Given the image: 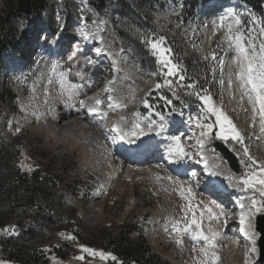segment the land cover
Returning a JSON list of instances; mask_svg holds the SVG:
<instances>
[{
    "label": "rangeland",
    "instance_id": "1",
    "mask_svg": "<svg viewBox=\"0 0 264 264\" xmlns=\"http://www.w3.org/2000/svg\"><path fill=\"white\" fill-rule=\"evenodd\" d=\"M18 1L0 0V22H4L0 26V34L15 47L5 56H2L3 53L0 55V164L5 169L0 175V237L9 239L17 235L16 220L11 210L19 204L23 205L29 192L36 190L35 202L39 206L36 220L27 224L29 217H26L23 224L38 235L33 249L35 247L37 253L47 256L48 261L44 264H115L105 249L104 236L127 226L143 231V239L152 253L159 257L161 264H198L203 259L199 256L203 243L190 235L197 231L195 226L189 232L175 230L184 229L192 219V212L186 214L188 202L179 191L180 185H184L193 190L192 206L202 231L206 235L212 232L219 234L215 251L220 260L216 264H228L230 257L235 259V263L258 264V258L250 251L248 239L233 246V242L239 240L234 234L237 224L231 225L236 219L228 212L229 208L236 209V206L228 203L229 200L218 202L198 187L204 171L199 166L205 163L198 160L201 153L213 166L215 174H219H216L218 177L226 180V176L232 185L238 184L237 177L230 173L220 156L209 146L212 136L206 140L203 149L197 144L198 139H204L200 136L197 121L213 124L212 135L216 136L219 131L215 116L204 111L205 105L200 98L212 96L213 104L217 99L221 102L228 100L227 92L222 91L214 97L209 92L212 87L202 84L203 80L212 83L217 77L214 73L216 65L225 68L233 54L234 43L230 47L226 39L228 27L232 26L231 20L224 18L223 27L217 23L209 25V17H197L201 5L196 0H145L139 6L129 0H108L98 6L89 4V0H53L54 6L51 7L55 8V14L51 19L58 17L44 31H54L50 35L35 32L36 37L32 39L30 28H41L43 21L36 17L32 21H19L14 12ZM212 1L207 0L206 3ZM47 2L49 0H45ZM122 3H126L125 6ZM123 8L131 13V17L121 15ZM238 10L236 13H240V8ZM46 23L49 25V22ZM122 33L129 35L154 59L161 78V87L157 88L153 83L154 87L147 91L144 99L140 100L139 96L134 98V105L128 112L136 108L139 110L135 118L145 132L140 135L142 141L152 138L149 124L153 125L155 132L159 131L160 125L164 126L159 135L155 133L161 151L141 165L128 164L115 152L124 142L118 144L115 136H119L110 131L116 112L115 108H109L107 93L98 99L102 102L99 113L90 111L97 106V100H88L91 94L102 92L106 82L114 77L112 71L105 67V59L97 65L90 59V48H98L102 43L111 47L113 58L126 66H121L122 72L116 79L118 96L125 95L127 98L138 81H149L150 77L143 70H134V63L137 62L121 49ZM240 33L257 36L259 31L251 24L247 32L242 30ZM38 37L46 41L45 50L38 49L35 41ZM161 37L164 38L162 47L171 50L166 53L167 57L178 66L174 76L164 74L167 70L157 63L146 43L158 41ZM89 38L94 39L95 45L84 50L86 54L82 56L83 41ZM56 41L61 43L64 52L58 59L51 55ZM256 43L259 44V40ZM206 50L212 54V59L215 55L208 66L202 65L200 60L201 53ZM233 72L232 80L237 85V69L234 68ZM122 75H134V78L123 80ZM225 78L230 79L227 75ZM166 80L172 81L171 87L165 84ZM72 85L78 87L72 88ZM238 96L246 107L248 99L244 91L239 89ZM158 111L164 115L160 116ZM249 115L244 112L236 120ZM127 120L124 130L129 139L133 125L131 114ZM236 120L233 122L235 126ZM176 127L178 129L173 133ZM174 136L180 137L188 153L181 159L189 166L188 175L183 178L169 174L165 164ZM223 142L233 152L240 154L243 151L239 160L244 174L250 171L247 167L250 161L244 155L245 148L258 165H262L255 155L256 144L252 141L243 138L242 143L231 139ZM253 168L259 170L257 165ZM17 189H20L19 193ZM236 198L237 206L243 203L246 211H249L252 198L258 201V206L264 203V197L253 189ZM209 207L212 209L211 216L207 211ZM254 213L264 214V211L256 212L253 208L250 214ZM44 219L48 221L41 224ZM136 233L135 230L134 237ZM256 237L257 244V234ZM178 239L182 241L179 244L176 242ZM83 248L103 252L107 258L92 256ZM55 252L59 254L57 257ZM173 253L178 260L172 258ZM0 261L17 264L2 257Z\"/></svg>",
    "mask_w": 264,
    "mask_h": 264
},
{
    "label": "snow or ice",
    "instance_id": "2",
    "mask_svg": "<svg viewBox=\"0 0 264 264\" xmlns=\"http://www.w3.org/2000/svg\"><path fill=\"white\" fill-rule=\"evenodd\" d=\"M237 25L240 24V20L237 19L235 21ZM223 27V24L220 25ZM226 39L229 41L230 47L235 45V48L239 51L240 56L243 58V63H241L240 71L236 74L237 79L241 82L242 87H247L249 92L247 93L249 96V101L253 104V112L254 114H258L261 122V130L264 131V25H261L260 31L257 36L245 35L240 33L237 30V33L233 34L232 26L228 27V32L226 33ZM259 40V44L256 41ZM146 43L150 46L152 50V55L156 57L157 63L162 66L163 69L167 71L164 73L166 76H174L177 73L178 66L172 62L166 55L167 52L171 51L170 49H165L162 47L164 43V38L161 37L158 41H146ZM213 59H215V55L213 54ZM119 70V69H117ZM180 79L183 80L184 76H180ZM165 84L169 87L172 85L171 80H166ZM223 84V81H221ZM78 87L77 85H72V88ZM161 87V85H157V88ZM188 87H194L193 85H188ZM229 87H231V83H229ZM196 94L198 93H189ZM205 108L204 111L207 113H211L215 116V123L219 126V131L216 133L215 138L223 141H228L229 139L243 142V136L236 128L235 124L231 119L225 114V112L221 108H217L212 102L210 96L201 97ZM102 102L100 100L96 101V107L90 109L92 112L99 113V105ZM169 103H171L169 101ZM83 104V101H81ZM121 105L118 101H113L109 104V108H120ZM103 115H107L104 113ZM121 120H124L125 117L121 116ZM254 126V125H253ZM197 127L201 129L200 136L204 139H198L197 144L200 149L204 148L205 142L208 138H211L213 132V124H205L197 121ZM134 131H132V136L144 135V129L140 128L139 124L133 125ZM135 129H139V132L135 131ZM148 130H153V125H148ZM164 130V126H159V131L157 135L160 134V131ZM129 135L128 133H124L121 136V139L124 136ZM131 142V141H129ZM188 153L185 151L183 145L181 144V140L179 136L172 137V144L168 147V157L171 162H176L178 160L183 159L187 156ZM244 155L247 156L250 163L247 165L250 171L246 172L242 178L238 181L237 186H243L242 190L247 191L248 189H253L258 191L261 197H264V165H258L257 161L249 154L248 149H244ZM201 158L204 160L205 164H207V160L203 157L201 153ZM254 165L258 166V171L253 168ZM171 179V177H169ZM259 186V187H258ZM180 195L183 199L188 202V207L186 209L187 212H192V219L189 224L185 226L184 229L176 228V231L189 232V230L195 226L197 231L191 232L190 235L195 240L203 241V245L200 247L199 252L203 257L202 260L198 262V264H209V261H212V264H216L220 260V257L216 253V240L218 237V233L212 232L211 235H206L202 231L201 223L197 220L195 212L192 206V199L194 197L193 190L190 186L185 187L184 185H180L179 187ZM239 207L243 210L245 205L243 203L239 204ZM255 209L256 212L264 211V203H261L258 206V201L255 198L251 199V206L248 212L241 211L240 214V231L245 232V224L251 219L249 213L251 209ZM210 216L212 214V209L209 207L207 209ZM223 214V213H221ZM203 213H201V216ZM8 231V230H6ZM13 234H15L14 230ZM70 239H74L73 237H69ZM249 243L252 245L250 251L255 252V239L252 236H247ZM178 244L181 243V240L176 241ZM84 252L89 253L92 256H100L101 259H106V254L103 252H95L89 248H83ZM196 249H193L195 251ZM79 259H83V257H79ZM115 260V257H112ZM0 264H4L3 261H0Z\"/></svg>",
    "mask_w": 264,
    "mask_h": 264
},
{
    "label": "bare ground",
    "instance_id": "3",
    "mask_svg": "<svg viewBox=\"0 0 264 264\" xmlns=\"http://www.w3.org/2000/svg\"><path fill=\"white\" fill-rule=\"evenodd\" d=\"M228 5H230V4H226V3L223 4L222 0H216V1L212 2V3H210L208 6L203 7V15H211L213 13L212 14V20L209 19L210 21L208 23L221 22L223 20V18L215 16V13L219 12L221 9H223L224 7H226ZM224 13L226 15L227 11H225ZM92 43H93V39H91V38L90 39H85V41H84L82 46L85 47V49H87V47L90 46ZM69 47H71V46L69 45ZM67 48H68V46H67ZM59 49H60L59 44H56V48L53 50V54L55 55L57 53H62V52H60ZM234 53H235V55L229 61L228 70H229L230 67H233V65H235L236 68L238 69V72H239L241 63H243V58L240 56L239 51L236 48H235V52ZM102 58L106 59L107 65H105V67H107V69H110L112 71V73L114 74V77L109 79L106 82L105 86L102 89V92H100V93L96 92V93L91 94V96H89L88 100L96 101V100H98L100 98V96L105 95L107 93L106 99L108 100L109 104L112 103L113 101H118L121 105H123L120 108H115L116 115H115V119H114L113 125L111 126L112 129L110 130L111 132H116V133L118 131V133L116 135L119 136L117 138V140L119 141V144L124 142V144H122L121 147L117 148L116 152L118 153V155L123 156L122 153L126 149H128V150L136 149L137 147L142 148L144 145H148V144H150V146H151V144L154 145V142H156L155 133L157 132V131L155 132L154 129L152 131H150L151 134H152V137H153L152 139H148V140H145V141H140V135L131 136L129 139L126 136H124V138L121 139V136L124 133H126L124 129H125V125L128 122L127 119H128L130 114H131V117L133 118L132 124L133 125L134 124H139V121L135 118V116H137L138 112H139L138 108L134 109L130 113H128V112L130 110V106L132 107L134 105L133 104V100H134V98L136 96H139L140 97L139 99L142 100V99H144V95L147 93V91H149L150 89L153 88V82H152L151 78H149L148 82L146 80H144V81L140 80V81H138L136 83L135 86L133 85L134 88L132 86L133 90H131V94L127 96L128 92L130 90L127 91V93H126L127 98H125V95L118 96L117 95L118 92H117V86H116V79L118 78V75L122 72V70H121L122 67L121 66H124V67H126V66H125V64L123 65V63L121 61H118L115 58H113V50L111 49V47H109V46H107V45H105L103 43L100 44V46L98 48H95V49L91 50L90 59L93 60V64L94 65H97V64H100V60ZM137 64L134 63V65H135L134 70L135 71H139V69H141L139 64L138 65ZM96 69L100 71L99 68L96 67ZM117 69H119V70H117ZM133 78H134V75L131 76V77L123 76L122 79L123 80H125V79L130 80V79H133ZM232 86H233V90L235 92H237L239 88H241L243 91H245L247 93L249 92V89L247 87H242L241 86V82L239 83V86L236 85V84H234ZM248 103L251 105V113L254 114V112H253V104L249 101V96H248ZM99 111H100V109H99ZM121 116L125 117V119L121 120L120 119ZM133 125L131 126L132 131H134ZM135 131L139 132V129H135ZM129 141H131V142H129ZM240 153H241V151H240ZM166 161L167 162L169 161V157L166 158ZM206 166H207V170H206V172L204 174H209L211 176V178H212L211 180L216 182V183H218V189L224 190L225 187L224 186L222 187V185L227 184V183L224 182L225 179L222 178V177H218L215 174L214 168H213V166H211V164L209 162H207ZM202 177H204V175H202ZM199 185H202V183L199 184ZM229 187L230 186H228V189H232L233 192L237 193V194L240 191H242V189L240 187H234V186H232L230 188ZM220 190H218V192H216V193H219ZM225 190H227V189H225ZM212 192L213 191H211V193ZM241 193H243V195L245 194L243 191ZM236 200L237 199L235 198L233 201H236ZM229 209H230V211L228 210L229 211L228 214L231 213L230 215L232 217H234V219H236V221L233 220L232 224H231V225L237 224V227L235 229L234 234L237 235V238L240 240V241L236 240L235 242H233V246L235 247V245L242 244L243 241H247L246 239H247L248 235H252L253 238L255 239V248H256V251L253 252V253H254V255L257 256V253H258V249H257V246H256V238L257 237H256V233L254 231V216H255V214H250L249 213L251 219L245 224V226H244L245 227V232L242 233L240 231V228H241V225H240V214H241V212H238V208H236V209L229 208ZM233 211H236V212L233 213ZM242 211L248 212V211H246V209L245 210L243 209ZM235 217H237V218H235ZM248 244H249V246L251 248L252 245L249 243V241H248ZM236 253L237 252H235V254ZM199 256H201V254ZM172 258L178 260V258L175 256L174 253H173ZM228 264H240V263H235V259L233 257H230V261H229Z\"/></svg>",
    "mask_w": 264,
    "mask_h": 264
},
{
    "label": "trees",
    "instance_id": "4",
    "mask_svg": "<svg viewBox=\"0 0 264 264\" xmlns=\"http://www.w3.org/2000/svg\"><path fill=\"white\" fill-rule=\"evenodd\" d=\"M108 0H89L90 4L97 5L107 3ZM135 5H142L145 0H129ZM189 1V0H187ZM248 4L258 8L260 1L262 0H245ZM34 8L36 11L41 10L44 7L43 0H33ZM124 6L126 3H122ZM122 5V6H123ZM127 6V5H126ZM187 6V5H186ZM121 14L125 17H131V13L127 9L123 8ZM2 19H0L1 21ZM4 22H0V26ZM11 43L5 38L2 33L0 34V55L9 48ZM1 116V108H0ZM4 165L0 164V175L3 173ZM43 182V181H42ZM44 183H41V185ZM20 186L23 187L24 184L21 182ZM18 193L20 189H17ZM37 191L32 190L29 192V196L24 199L23 205L19 204L12 208L11 213L13 218L16 220L17 225V235L15 237H10L9 239H4L0 237V257L5 260H11L17 264H44L47 263V256L42 253H37L35 247L33 249V244L37 240V234H34L32 230L26 228V224H30V221H35L38 213L39 206L35 202L37 199ZM30 211L33 212L30 214ZM37 212V213H36ZM48 219L41 221L44 224ZM24 228H21V226ZM136 229L134 227H124L120 229L117 233L109 232L106 233L105 238V249L110 252V254L115 257L116 264H161L158 257L151 253L150 247L146 244L142 237L141 231L137 233V236H133V232ZM59 252V251H58ZM55 252L56 256L59 255Z\"/></svg>",
    "mask_w": 264,
    "mask_h": 264
},
{
    "label": "water",
    "instance_id": "5",
    "mask_svg": "<svg viewBox=\"0 0 264 264\" xmlns=\"http://www.w3.org/2000/svg\"><path fill=\"white\" fill-rule=\"evenodd\" d=\"M17 10L19 16L29 18L34 11L33 1L19 0ZM121 46L127 54L138 61L141 68L153 78L156 84H158L160 80L155 62L137 45H135L127 35H121ZM211 146L214 147L216 152L222 155L232 172L235 174L241 173V169L236 158L222 143L214 141L211 143ZM256 230L261 236L258 247L260 249V262L264 264V216L257 218Z\"/></svg>",
    "mask_w": 264,
    "mask_h": 264
}]
</instances>
